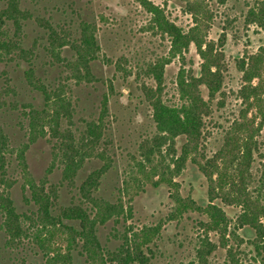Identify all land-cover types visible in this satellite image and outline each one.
<instances>
[{"label":"rangeland","instance_id":"obj_1","mask_svg":"<svg viewBox=\"0 0 264 264\" xmlns=\"http://www.w3.org/2000/svg\"><path fill=\"white\" fill-rule=\"evenodd\" d=\"M21 8L29 10L33 18L25 23L22 45L29 49L35 45L36 57L33 61L36 77L46 85L54 86L63 82L68 75L66 69L58 64L51 65L50 58L43 50L46 30L37 19L47 20L53 27L69 31L73 38L79 34V23L88 22L95 27V36L100 46L97 60L92 62L93 75L99 79L91 84L76 85L67 81L70 97L75 107L72 129L78 135L84 123L100 117L103 95L108 96L107 112L101 117L103 136L97 147L101 157L91 158L80 170L75 187L93 170L108 165L103 175L97 195L109 201L121 199L131 206V215L125 219L109 221L98 227L97 236L102 246L114 250L121 244V236L127 228L138 232L144 227L160 225L156 238L149 247L153 251L149 264H190L196 261L200 240L205 236L216 245L207 257V264H230L228 247H233L236 259L245 264L255 262V252L248 241L255 233L248 227L237 230L242 239L238 244L230 240L222 246L215 232L207 231V217L199 212L188 211L170 218L174 202L169 187L164 183L157 185V176L149 173L143 153L144 141L155 134L152 111L142 95V85L154 87V82L145 75L146 66L158 59L169 58L163 69L162 100L166 105L179 103L176 90L178 73L199 76L201 59L194 44H190L181 56H171V40L154 28L151 15L137 0H19ZM157 6L165 18L184 33L193 26L191 15L185 6L195 0H148ZM206 6L208 19L202 21V36L221 54L220 88L213 99H209L205 86H200L202 98L208 102L209 110L203 118L202 138L196 161L206 165L224 149L228 135L237 124H245L254 129L252 156L248 165L243 166V186L250 201L264 212V29L247 19L250 9L263 8L264 0H199ZM61 56L72 60L69 48L62 50ZM256 61V62H255ZM258 63L260 77L248 81L243 69ZM28 69L22 61L0 62V100L18 105L31 104L36 108L43 106L40 94L25 81L24 72ZM112 85L113 92L109 91ZM259 87L258 102L253 100L250 87ZM11 91H7L6 88ZM111 94V95H110ZM14 101V102H13ZM0 125L7 133L11 145L17 147L27 141V121L20 114V107H4L0 110ZM65 127V125H63ZM230 136V135H229ZM185 142L183 137L175 140L176 155ZM143 147L141 148V145ZM165 150L162 148V153ZM53 142L48 137L31 144L26 152L28 171L36 180L43 177L52 161ZM165 155V154H163ZM170 164V156H165ZM159 159L154 158V163ZM221 161L217 162L220 165ZM142 165V166H141ZM213 171V168H210ZM9 173L19 180L15 163ZM51 184L59 183L61 169L55 167L49 175ZM20 181V180H19ZM182 198H190L197 205L205 207L209 203V181L199 167L186 161L179 176L174 180ZM21 182L11 190L18 212L27 207L22 200ZM75 188L63 186L59 192V203L68 206L76 202ZM230 221V228H236L237 217L241 213L238 206L226 205L220 199L213 200ZM264 226V216L260 219ZM4 237L0 231V264H42L37 249L26 247L24 250L4 248ZM55 248L64 247L63 237H57ZM256 258V257H255ZM74 264H81L83 258L73 253Z\"/></svg>","mask_w":264,"mask_h":264},{"label":"trees","instance_id":"obj_2","mask_svg":"<svg viewBox=\"0 0 264 264\" xmlns=\"http://www.w3.org/2000/svg\"><path fill=\"white\" fill-rule=\"evenodd\" d=\"M225 1L218 0L220 4ZM137 2L151 15L154 28L170 38L172 57L181 56L192 43L201 59L199 76L184 75V71L178 73L177 105H166L161 96L163 69L169 58L150 62L146 66L145 75L155 86L142 85V95L151 108L156 130L151 139L143 142L146 152L142 156L151 164L149 173L154 172V176L158 177L157 185L164 183L169 187L174 202L170 218L188 211L204 214L208 220L205 223L207 231L215 232L224 247L228 238L241 244L243 241L236 232L248 227L255 233L254 239L248 241L255 252L254 260L258 264H264V226L259 220L264 212L250 201L243 186V166L248 165L251 159L255 130L243 123L237 124L228 135L224 149L214 159L206 162V165L196 161L202 138L203 118L209 110L208 102L202 98L199 87L205 86L209 99H213L220 88L221 78V54L212 51V47L202 36V21L208 19L209 11L199 0L188 1L185 8L192 17L193 26L184 33L170 23L163 12L150 1ZM246 16L248 22L264 29L263 8L250 9ZM32 18L29 10L21 8L19 0H0V62L17 60L26 63L28 69L24 72L25 81L40 94L43 101V106L36 108L29 103L18 105L0 100V110L7 106L12 109L20 107V114L27 121L28 136L25 143L13 147L0 125V231L4 237V248L12 251L20 248L24 250L28 246L35 248L41 254L42 264H74V252L83 258L81 264H149L153 256L149 245L158 235L160 225L144 227L138 232L131 230V227L127 228L120 238L121 244L114 250L104 248L98 239V227L131 215L129 203L125 206L121 199L112 202L97 195L108 165L91 171L75 187L77 175L86 162L93 157H101L97 147L103 136L101 117L107 112L108 96L103 95L100 117L86 121L78 135L72 129L75 107L66 82L72 80L76 85H81L99 81L91 70V64L97 60L100 52L95 27L81 21L78 26L79 34L77 38H73L69 31L57 29L45 19H37L46 30L43 50L50 58L49 63L62 65L68 73L63 82L49 86L35 75V45L29 49L22 45L25 23ZM66 47L73 53L72 60L61 56ZM255 62L248 69H243L248 81L260 77L258 63ZM6 90L11 91L9 87ZM247 90L253 100H261L258 86ZM109 91L113 92L111 84ZM11 94L14 95V92ZM46 137L53 142L52 161L43 177L36 180L28 171L26 152L31 144ZM179 137H183L185 142L176 155L174 144ZM165 156H170V164L165 163ZM156 157L159 159L158 163H154ZM189 159L199 167L210 183V200L205 207L197 205L190 198H182L178 193V184L173 181ZM219 160L221 163L217 165ZM13 162L18 169L20 181L9 173ZM56 166L61 169V179L59 183L51 184L48 178ZM18 182H21L22 200L29 207L22 213L17 211L11 196V190ZM63 186L76 189V202L68 206L60 205L59 192ZM215 199H220L226 205L240 207L236 228H230L228 217L213 203ZM57 237H63L62 249L54 247ZM215 248L216 245L205 236L200 240L196 261L190 264H207V257ZM227 254L230 264H245L236 259L233 247H228Z\"/></svg>","mask_w":264,"mask_h":264}]
</instances>
